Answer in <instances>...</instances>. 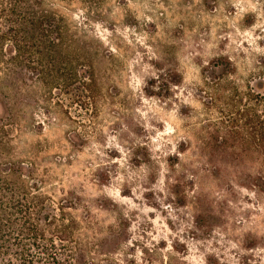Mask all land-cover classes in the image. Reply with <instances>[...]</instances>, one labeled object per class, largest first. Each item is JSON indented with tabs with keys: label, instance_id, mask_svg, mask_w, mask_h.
<instances>
[{
	"label": "rangeland",
	"instance_id": "obj_1",
	"mask_svg": "<svg viewBox=\"0 0 264 264\" xmlns=\"http://www.w3.org/2000/svg\"><path fill=\"white\" fill-rule=\"evenodd\" d=\"M42 2L96 112L33 84L8 159L66 202L71 263L264 264V0Z\"/></svg>",
	"mask_w": 264,
	"mask_h": 264
},
{
	"label": "trees",
	"instance_id": "obj_2",
	"mask_svg": "<svg viewBox=\"0 0 264 264\" xmlns=\"http://www.w3.org/2000/svg\"><path fill=\"white\" fill-rule=\"evenodd\" d=\"M0 26V264H72L68 247L79 226L65 212L66 202L32 193L24 178L33 173L8 159L17 116L13 100L38 84L48 93L62 91L70 104L94 115L98 81L92 66L85 69L84 51L64 45V19L42 0H0ZM56 238L65 244L61 254Z\"/></svg>",
	"mask_w": 264,
	"mask_h": 264
}]
</instances>
